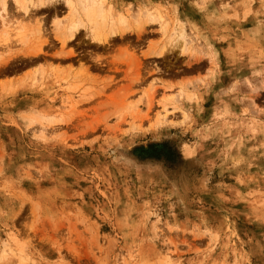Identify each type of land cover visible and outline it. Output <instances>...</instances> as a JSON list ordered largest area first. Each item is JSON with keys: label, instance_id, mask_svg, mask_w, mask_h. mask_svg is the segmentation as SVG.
Segmentation results:
<instances>
[{"label": "rangeland", "instance_id": "rangeland-1", "mask_svg": "<svg viewBox=\"0 0 264 264\" xmlns=\"http://www.w3.org/2000/svg\"><path fill=\"white\" fill-rule=\"evenodd\" d=\"M25 1L0 0V35L33 29L0 40V264H264V0H82L101 43Z\"/></svg>", "mask_w": 264, "mask_h": 264}, {"label": "bare ground", "instance_id": "bare-ground-1", "mask_svg": "<svg viewBox=\"0 0 264 264\" xmlns=\"http://www.w3.org/2000/svg\"><path fill=\"white\" fill-rule=\"evenodd\" d=\"M54 1H60V0H54ZM87 1H90L92 4H95L96 3V0H87ZM14 2L16 3V4H18V5H22L24 2H26L25 0H14ZM64 5H66L68 8H69V11H70V13H71V15L70 16H72L71 18H72V20L74 21L76 18H77V20L76 21H74L73 22V24L70 26V27H67V28H65L66 30H64V33H63V31L61 32L60 31V33H63V37H62V39L59 37H57L59 40H60V42L62 41V43H63V41L65 42V40L66 39H68V40H73L75 37H76V35L79 33V31H82V30H84L86 27H88L89 29H90V35H91V37H92V39L95 41V42H98V43H101L102 41H106L108 38H110V36L111 37H113V36H115V35H120V31L118 30V28H117V25H116V27H112L111 25H108L107 24V22H106V24L107 25H105L104 23H102V22H99L98 20H97V18H96V16H97V14H98V10L97 9H95L96 7H94V6H91V7H89V6H86V4H85V1H83L82 2V0H64V3H63ZM162 4V3H161ZM144 6V5H143ZM163 6V5H162ZM79 7V8H78ZM145 7V6H144ZM158 8H161L162 10H163V12L161 11H159L158 9L155 11V15H156V17H149V19H148V21H155V19L158 21L161 17H164V14H165V10L160 6V7H158ZM57 9V8H56ZM160 9V10H161ZM56 11V10H55ZM171 13L172 14H176L177 16H178V14H177V9H176V7L174 6V5H172V7H171ZM178 18V17H177ZM99 19V18H98ZM117 22H118V20H117ZM180 21H178V23H179ZM116 23V22H115ZM119 23V22H118ZM150 24H152V23H150ZM180 24V23H179ZM81 26H82V28H81ZM123 27H126V26H124V25H122ZM80 27V28H79ZM123 27H122V29H123ZM7 28V27H6ZM23 27H21V31L20 30H18L17 31V29H16V34H14V35H16V36H13V34H11L12 35V37H17L18 36V38H20L19 40L22 42V39H23V41L24 42H26L25 40H24V38H27V37H25V35L27 36L28 34H25V33H27V31L29 30V29H31V28H29L28 30H26L25 28L24 29H22ZM28 28V27H27ZM34 28H36L35 26H34ZM14 29V30H15ZM128 29V28H127ZM4 30V29H3ZM31 30H33V29H31ZM30 30V31H31ZM35 31H33L34 32V34H38L39 36H40V34L38 33V31H39V29H38V27L36 28V29H34ZM23 31L25 32V33H23ZM123 31V30H122ZM3 33L0 35V40H4V39H6V40H8L9 38H5L6 36L8 37L10 34H9V29H5L4 31H2ZM17 32H18V34H17ZM59 33V34H60ZM121 33H123V32H121ZM22 34H24L23 36H24V38H22ZM11 35L9 36L10 38H11ZM32 35V34H31ZM30 35V36H31ZM37 35V36H38ZM21 36V37H20ZM35 36V35H34ZM39 36L37 37V38H35V39H37L38 40V38H39ZM59 36V35H58ZM32 37H33V35H32ZM17 38V39H18ZM22 38V39H21ZM33 38V39H34ZM2 40V41H3ZM5 40V41H6ZM68 40H67V42H68ZM19 41V42H20ZM31 41V40H30ZM34 41V40H33ZM36 41V40H35ZM34 41V42H35ZM41 42V41H40ZM39 42V43H40ZM38 43V44H39ZM37 44V45H38ZM35 45V44H34ZM36 46V45H35ZM154 47V46H153ZM153 47H152V49H153ZM35 49V50H34ZM33 50H32V52H34V54H36V53H38V50H40L39 49V46H36L35 48H34ZM151 49V50H152ZM154 49H155V47H154ZM153 49V50H154ZM153 50L151 51V52H153ZM31 52V53H32ZM158 52H160V51H158ZM154 53H156V50H155V52ZM33 54V53H32ZM33 54V55H34ZM153 54V53H152Z\"/></svg>", "mask_w": 264, "mask_h": 264}, {"label": "crops", "instance_id": "crops-1", "mask_svg": "<svg viewBox=\"0 0 264 264\" xmlns=\"http://www.w3.org/2000/svg\"><path fill=\"white\" fill-rule=\"evenodd\" d=\"M177 14L179 15V11H178V9H177ZM179 21V20H178ZM182 23V22H181ZM116 36H120V35H115L114 37H116ZM146 48H147V46H146ZM71 60H74V59H71ZM203 60L201 59L200 61H195L196 62V64H199V63H201ZM196 66V65H195Z\"/></svg>", "mask_w": 264, "mask_h": 264}]
</instances>
